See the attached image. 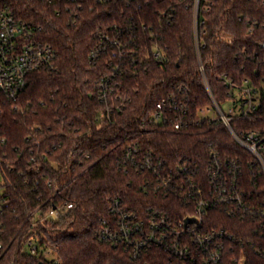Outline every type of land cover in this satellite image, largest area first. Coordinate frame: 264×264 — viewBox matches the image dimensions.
Returning a JSON list of instances; mask_svg holds the SVG:
<instances>
[{
  "label": "trees",
  "instance_id": "obj_1",
  "mask_svg": "<svg viewBox=\"0 0 264 264\" xmlns=\"http://www.w3.org/2000/svg\"><path fill=\"white\" fill-rule=\"evenodd\" d=\"M5 1L41 28L58 59L30 76L19 109L0 95V264H184L156 245L134 256L97 233L117 202L140 215L158 210L179 219L191 212L179 198L156 194L142 172L123 167L129 146L190 160L210 145L239 152L224 127L161 131L147 121L181 86L193 113L212 105L201 65L217 101L227 98V75L249 78L264 103V0ZM157 48L164 60L155 57ZM105 76L111 119L101 117L107 106L97 95ZM54 208L58 219L49 215ZM208 216L226 224L220 210ZM250 249L252 264H264Z\"/></svg>",
  "mask_w": 264,
  "mask_h": 264
},
{
  "label": "built area",
  "instance_id": "obj_2",
  "mask_svg": "<svg viewBox=\"0 0 264 264\" xmlns=\"http://www.w3.org/2000/svg\"><path fill=\"white\" fill-rule=\"evenodd\" d=\"M70 1L78 5L82 2ZM198 17L197 9L196 26ZM154 55L165 59L161 49L157 48ZM57 59L58 51L41 38V28L17 17L9 4L0 0V95L13 109H19V98L30 76L55 67ZM200 69L212 105L193 113L188 90L181 86L178 93H170L157 104L147 122L155 129L176 132H188L202 124L224 127L239 152L232 155L210 145L206 154L200 153L190 160L188 155L163 156L152 148L129 146L123 167L142 172L147 177L146 185L152 186L156 194L179 198L191 212L179 219L158 210L140 215L117 202L112 209V220L103 221L97 236L101 242L125 247L134 256L145 247L156 245L184 264H252L250 247L258 257L264 258V103L259 88L249 78L237 80L227 75L221 77L227 98L217 101L203 65ZM109 79L110 76L101 79L97 95L107 106L101 117L111 119ZM227 103H230L228 111L223 108ZM43 158L46 160L47 156L44 154ZM72 206L66 204L63 215ZM211 210L221 211L226 226L216 225L219 222L208 216ZM49 215L58 219L60 211L51 209ZM234 220L242 224L241 234H237L235 227V231L231 229L236 224ZM30 251L39 253L33 244ZM45 254L51 256L52 251L45 250ZM54 262L59 264L58 260Z\"/></svg>",
  "mask_w": 264,
  "mask_h": 264
},
{
  "label": "rangeland",
  "instance_id": "obj_3",
  "mask_svg": "<svg viewBox=\"0 0 264 264\" xmlns=\"http://www.w3.org/2000/svg\"><path fill=\"white\" fill-rule=\"evenodd\" d=\"M230 107V103L223 104V108L228 111V108Z\"/></svg>",
  "mask_w": 264,
  "mask_h": 264
},
{
  "label": "water",
  "instance_id": "obj_4",
  "mask_svg": "<svg viewBox=\"0 0 264 264\" xmlns=\"http://www.w3.org/2000/svg\"><path fill=\"white\" fill-rule=\"evenodd\" d=\"M187 221H191V219L187 220Z\"/></svg>",
  "mask_w": 264,
  "mask_h": 264
}]
</instances>
